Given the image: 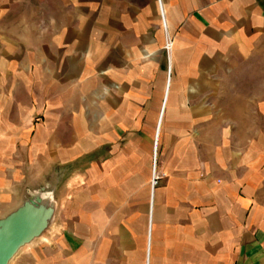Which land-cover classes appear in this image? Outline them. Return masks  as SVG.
I'll return each instance as SVG.
<instances>
[{
    "label": "crops",
    "instance_id": "0c3cea01",
    "mask_svg": "<svg viewBox=\"0 0 264 264\" xmlns=\"http://www.w3.org/2000/svg\"><path fill=\"white\" fill-rule=\"evenodd\" d=\"M160 1L174 39L167 62L157 0H58L78 13L54 42L65 96L90 92L96 104L91 127L77 118L76 148L43 143L48 176L80 166L56 190L67 228L47 250L53 264H264V149H230L228 114L196 103L198 81L222 80L264 43V0Z\"/></svg>",
    "mask_w": 264,
    "mask_h": 264
},
{
    "label": "rangeland",
    "instance_id": "374dc122",
    "mask_svg": "<svg viewBox=\"0 0 264 264\" xmlns=\"http://www.w3.org/2000/svg\"><path fill=\"white\" fill-rule=\"evenodd\" d=\"M60 5L58 0H0V197H4L0 201V210L3 208L5 211L0 212V220L33 196H39L43 202L53 206L42 233L21 247L8 264L54 263L53 255L47 250L58 248L57 241L67 228L61 222L62 205L58 189L62 188L64 177L75 175L80 166L71 161L76 157H70L68 168L63 169L65 173L61 172L58 164L52 168V177L48 176L44 166L46 146L43 143L60 141L63 144L58 142L54 147L70 151L76 148L78 116L89 127L93 122L94 95L76 89L71 98L65 96L67 67L61 54L62 46L54 42L61 36L59 30L64 27L65 18L69 20L67 28L75 29L78 13L72 5L67 9ZM173 46V36L168 33V38H163L159 48L166 62L168 56L171 58ZM150 51L156 50H147V53ZM142 55L148 57L143 52ZM157 56L155 53L149 57ZM69 83L74 87L80 86L77 80ZM197 87V107L201 108V102L205 105L203 108L214 113L228 114L229 148L251 154V158L262 152L264 43L255 48L250 60L233 73L204 85L198 81ZM102 92L106 95L108 90L103 89ZM123 146L121 144L120 148ZM157 153L158 146L156 157L150 160V175L146 182L149 189L154 175L161 178ZM135 179L139 181L141 178L136 176ZM30 250L39 251L37 262L24 256Z\"/></svg>",
    "mask_w": 264,
    "mask_h": 264
},
{
    "label": "water",
    "instance_id": "95a60500",
    "mask_svg": "<svg viewBox=\"0 0 264 264\" xmlns=\"http://www.w3.org/2000/svg\"><path fill=\"white\" fill-rule=\"evenodd\" d=\"M52 204L33 196L0 220V264H8L21 247L38 237L52 215Z\"/></svg>",
    "mask_w": 264,
    "mask_h": 264
},
{
    "label": "bare ground",
    "instance_id": "6f19581e",
    "mask_svg": "<svg viewBox=\"0 0 264 264\" xmlns=\"http://www.w3.org/2000/svg\"><path fill=\"white\" fill-rule=\"evenodd\" d=\"M157 7H158V11H159V17H160V20H161V25H162V28L164 29V32H165V39L168 38V34L166 32V23H165V18H164V14H163V9H162V5H161V1L160 0H157ZM169 46V44H168ZM155 158V148H154V153H153V159ZM152 188L150 189V192H152Z\"/></svg>",
    "mask_w": 264,
    "mask_h": 264
},
{
    "label": "built area",
    "instance_id": "2783aa9c",
    "mask_svg": "<svg viewBox=\"0 0 264 264\" xmlns=\"http://www.w3.org/2000/svg\"><path fill=\"white\" fill-rule=\"evenodd\" d=\"M154 171H153V175H154ZM158 177H156L155 175L153 176V178H152V189H153V187L157 184V182H158Z\"/></svg>",
    "mask_w": 264,
    "mask_h": 264
}]
</instances>
